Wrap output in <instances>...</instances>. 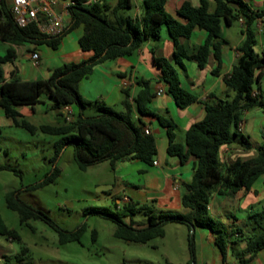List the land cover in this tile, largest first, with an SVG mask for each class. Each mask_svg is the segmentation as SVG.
Segmentation results:
<instances>
[{
    "label": "trees",
    "instance_id": "16d2710c",
    "mask_svg": "<svg viewBox=\"0 0 264 264\" xmlns=\"http://www.w3.org/2000/svg\"><path fill=\"white\" fill-rule=\"evenodd\" d=\"M213 10L209 11V2ZM130 0H116L114 6L95 1L83 6L76 1L69 8L70 23L57 37H46L37 32L35 26L18 28L8 11L5 1L2 2L0 32L14 45L24 42L46 44L55 49L62 36L78 25L83 26V34L78 39L81 52L89 53L87 59L76 64H63L54 68L46 79L22 81L12 78L4 81L2 65L11 61L13 50L8 49L0 56V108L14 126L21 127L33 134L37 129L46 135L56 137L54 142L55 157L65 147H72L73 159L79 170L108 162L113 168L114 163L129 156H137L145 163L151 164L156 155V143L151 134H145L133 117V106L140 115L154 117L165 129L167 137V154L177 157L180 163L190 157L195 159L190 182L181 196L180 203L186 213L155 212L146 205H138L127 201L115 205V211L104 207L88 208L87 213L96 214L117 223L114 236L128 242L146 243L154 238L164 236V227L169 223L187 226L188 246L191 255L194 252V229H206L214 236V245L223 258L226 252L225 229L220 222L213 219L207 210L212 194L219 188L237 190L248 188L259 176L264 174V143L257 147L255 158L229 166L222 165L218 160V150L223 145L234 142V129L238 125L242 112L262 106L258 95L253 93L254 87L264 77V47L260 53L254 51L255 39L253 23L264 17V7L253 11L244 0H200V7L194 8L184 1L175 16L168 13L164 0H144L143 12L139 18L124 16L121 12L130 9ZM243 20L244 36L238 47L239 57L230 73L224 78L228 91L233 92L231 100H220L204 105V116L199 122L193 123L184 133L183 143L175 140V124L164 117L152 113L148 104L151 99L149 82H141V89L135 96L133 104L124 91L121 110L115 111L103 103H95L97 114L85 116L84 111L93 103L84 100L78 92V83L92 69L102 63L130 55L146 40H158L162 28H165L174 46V62L162 58L153 61L160 70V80L166 85V93L174 100L176 106L184 109L196 101V97L182 88L174 65L181 66V59L191 60L198 69H203L211 54L216 61V69L220 65V31L221 25L231 26ZM194 30L206 33L205 40L197 51L187 55L178 43L180 38L187 39ZM216 71V70H214ZM264 82V81H263ZM46 95L54 110L73 106L77 113L73 119L57 126L40 125L38 128L25 121L17 111L18 107H30L40 103L42 95ZM57 115H60L58 112ZM243 149L251 145L242 139ZM54 163V162H53ZM0 170H10L0 166ZM60 173L57 166L39 182L29 185L23 190H36L50 184ZM18 191L5 195L8 209L17 213L19 222L41 220L57 232L59 244L77 241L81 231L67 232L60 229L44 213L18 200ZM141 215L145 222L136 223L134 216ZM127 219L128 222H125ZM246 225L250 232L245 237V247L237 264H248L254 256L264 249V208L250 214ZM238 234H235L237 236ZM0 236L6 240L20 242L15 231L8 230L0 217ZM94 236V232H93ZM26 249L10 257L4 256L3 264H12L25 255Z\"/></svg>",
    "mask_w": 264,
    "mask_h": 264
},
{
    "label": "crops",
    "instance_id": "0c3cea01",
    "mask_svg": "<svg viewBox=\"0 0 264 264\" xmlns=\"http://www.w3.org/2000/svg\"><path fill=\"white\" fill-rule=\"evenodd\" d=\"M76 1L83 6H89L95 1L104 2L114 6L116 0H64L57 6V11L65 8V2ZM187 1L192 7H200V0H164V6L168 13L175 16L180 5ZM247 2L246 0H244ZM251 9L258 11L264 7V0H249ZM144 0H130L131 13L124 16L139 18L143 12ZM249 5V4H248ZM213 10V3L209 2V11ZM2 20H0V23ZM70 23V14L64 18V28ZM241 29L242 23L236 22ZM233 25V24H232ZM231 26L221 25L220 40V65L216 69V61L210 54L203 69H198L196 63L191 60L181 59V66L175 64L174 68L178 80L186 91L196 97V101L184 109L176 106L172 97L166 93V85L160 80V70L154 63V58H162L174 62V46L165 28L161 29L158 40H146L130 55L122 56L114 60L95 66L92 71L78 83L80 96L91 103L90 108H95V103H103L115 111L121 110V101L124 99V91L128 93V100H133L141 89V82H149L151 99L149 110L161 117L171 120L175 126V140L183 143L184 133L193 123L199 122L204 116V105L213 104L220 100H231L233 94L228 91L224 78L230 73L239 57L238 47L244 36L235 38L231 33ZM255 39L254 51L260 53L264 47V17L253 23ZM83 34V26L78 25L66 32L60 42L59 50L45 57L44 63L38 59V65H34L31 54L35 49H29L24 45H14L0 32V56L5 55L8 49L13 50L10 62L2 65L4 81L18 78L22 81L46 79L50 72L63 64H76L87 59L90 54L83 53L78 47V39ZM206 33L202 30H194L189 38H180L178 43L183 47L187 55L194 54L203 44ZM60 62V64H59ZM44 64V65H41ZM216 70V71H214ZM264 77L259 83V88L254 87L253 93L258 95L262 106L244 111L239 116L237 127L234 129V142L223 145L218 150V160L222 165L229 166L236 161H246L255 158L257 147L264 143ZM162 90L161 94H157ZM42 97L40 104H44V110L37 109V105L28 109L17 108L28 114H40L50 112L62 118L60 110H54L47 96ZM88 107V108H89ZM72 119L77 110L73 106H67ZM117 108V109H115ZM60 112V115H57ZM133 117L137 125L147 128L154 137L156 143V155L151 164L145 163L137 156H129L114 163L113 181L118 183L121 193L115 196L120 205L130 201L138 205H146L155 212L186 213L187 209L181 206V196L186 191V185L190 182L195 159L190 157L186 162L180 163L179 159L167 154V137L163 127L157 120L148 115H140L133 106ZM14 126L11 119L5 116L0 108V126ZM242 139L251 145L250 149H243ZM110 166V165H109ZM124 190H130L131 198L127 197ZM120 191V190H119ZM264 208V174L248 188L229 190L219 187L211 196L207 205L209 215L221 223L225 229L226 252L222 258L214 245V236L206 229H194V251L199 253L200 264H237L245 247V238L250 232L246 225L250 214ZM225 217L229 224L222 223ZM135 221V220H134ZM136 222V221H135ZM142 224L144 222H136ZM235 234H238L235 236ZM220 257V259L218 258ZM248 264H264V249L259 251Z\"/></svg>",
    "mask_w": 264,
    "mask_h": 264
},
{
    "label": "rangeland",
    "instance_id": "374dc122",
    "mask_svg": "<svg viewBox=\"0 0 264 264\" xmlns=\"http://www.w3.org/2000/svg\"><path fill=\"white\" fill-rule=\"evenodd\" d=\"M246 1L251 8L250 1ZM124 13L127 15L131 11L128 9ZM231 33L235 38L240 37L236 22L232 25ZM21 45L34 48L42 63L60 46L58 44L53 49L46 44L33 42ZM41 97L48 104L44 94ZM36 107L43 111L45 105ZM20 112L21 117L36 128L66 122L63 114L60 118L50 112L35 115L24 110ZM95 114L96 108L89 107L84 111L85 116ZM55 140L56 137L43 134L38 129L30 134L21 127L0 126V166L10 169L0 170V217L5 227L15 231L20 238L17 243L0 236V264H3L4 256L12 257L22 247L26 249L25 255L19 261L13 260L12 264H200L199 253L194 251L193 256L190 253L189 230L184 224L169 223L164 227L162 238H154L146 243L128 242L115 237L117 223L87 213V209L92 207L115 211V205H120L114 198L121 193V189L113 181L109 163L102 162L81 171L73 159L72 147H65L55 157ZM54 166L60 173L50 184L36 190H23L45 178ZM13 191L19 192V201L47 215L60 229L74 232L82 227L78 240L59 244L57 232L41 220H28L21 224L17 213L8 209L5 203V195ZM124 193L131 198L130 190H124ZM133 219L145 222L141 215ZM124 221L128 222L127 219ZM221 222L229 224L225 217Z\"/></svg>",
    "mask_w": 264,
    "mask_h": 264
},
{
    "label": "built area",
    "instance_id": "2783aa9c",
    "mask_svg": "<svg viewBox=\"0 0 264 264\" xmlns=\"http://www.w3.org/2000/svg\"><path fill=\"white\" fill-rule=\"evenodd\" d=\"M5 1L8 11L14 24L20 28H26L30 25L35 26L37 32L46 37H57L64 29V18L69 15V8L74 5L72 1L65 2V8L57 11V6L64 3V0H0V20L2 2ZM242 23V19H239ZM38 55L31 54V60L34 65H38ZM158 90L157 94H161ZM64 120H72L71 112L65 107L62 112ZM145 134H150L147 128L143 129Z\"/></svg>",
    "mask_w": 264,
    "mask_h": 264
}]
</instances>
